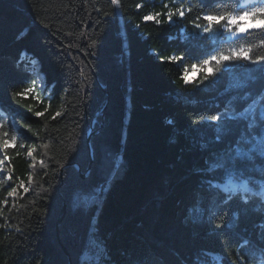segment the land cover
I'll return each mask as SVG.
<instances>
[{"label": "trees", "instance_id": "obj_1", "mask_svg": "<svg viewBox=\"0 0 264 264\" xmlns=\"http://www.w3.org/2000/svg\"><path fill=\"white\" fill-rule=\"evenodd\" d=\"M121 3L0 0V264H264V158L248 164L251 191L220 199L230 186L211 188L209 169L245 126L208 120L264 91V73L248 64L212 78L201 68L228 44L219 25L218 39L193 26L195 7L169 24L143 18L166 13L164 3L174 10L173 0ZM185 70L197 71L187 85Z\"/></svg>", "mask_w": 264, "mask_h": 264}, {"label": "snow or ice", "instance_id": "obj_2", "mask_svg": "<svg viewBox=\"0 0 264 264\" xmlns=\"http://www.w3.org/2000/svg\"><path fill=\"white\" fill-rule=\"evenodd\" d=\"M212 3L224 9H229L231 6V0H212ZM110 4L116 9L123 10L121 0H110ZM173 5H175L174 10L168 3H164L163 7L169 9L166 13L149 14L143 19L145 21L155 20L157 23H161L162 21L158 20L157 17L164 16L166 21L171 24L175 22L173 21L174 16L183 20L185 15L191 13L195 7L197 9V15L193 20V26L199 29L200 33L211 34L212 38L218 39L219 36L223 35V32L217 29V25H219L224 32L229 34L224 41H219L221 44H228L226 49L217 48L199 60V66L201 68L207 66L213 67L214 71L211 73L212 78H216L219 73H230L238 65L246 67L248 64L259 65L258 71L264 73V52L259 51L264 49V23L258 28H249L242 23L245 18H249L253 22L257 20L264 21V0H242L239 8L225 11H219L217 7H208L209 0H198L196 5H193L191 0H173ZM139 7L141 5H137V8ZM104 14L109 15L108 12ZM200 21L204 23H200ZM167 59L180 61L184 57L171 56ZM181 68H184L183 64ZM209 78V75L205 74L202 79L196 82V86L199 87L200 84H203ZM181 79L184 80L186 85L192 83L188 79L187 70L184 71ZM31 91L32 88L28 87L23 91L14 92L13 95L26 97ZM240 99L244 100V97H240ZM257 109L260 110L258 126L255 115ZM36 115L40 117L44 113L37 112ZM60 115L57 112L52 119L55 120ZM208 120L213 122L225 120L232 121L236 124L244 122L245 132L229 144V148L224 156L218 158L209 169V171L213 172L212 177L209 179L211 188L220 189L221 185L225 183V180L230 185V187L226 186L222 189L223 193L228 194L226 197L219 192L216 193L220 199L230 203L237 198L233 196V193L237 192L238 189H242L245 193L251 191L248 187L250 177L246 178L248 164L256 156L264 158V91H261L255 98L249 97V102L242 109L237 110L235 104H232L229 106V110H226L225 114L210 116ZM3 127V125H0V129H3ZM2 135L8 138L10 134L8 130H3ZM16 143V137L12 136L10 139L3 141L2 149L6 150L10 146L15 147ZM28 155L32 156L33 153L30 151ZM4 159H7L6 155ZM4 159H0V165L4 163ZM31 167H35V165H31ZM259 170L264 174V166H261ZM8 178L11 179L10 176ZM213 180L216 181L215 184L212 183ZM236 181L240 183L237 184L235 183ZM19 187L23 188L25 193L29 191L24 186L23 181H20ZM14 192L15 189L10 191L8 195L11 196ZM260 194L264 196V190ZM217 227L222 228L224 225L219 224Z\"/></svg>", "mask_w": 264, "mask_h": 264}, {"label": "rangeland", "instance_id": "obj_3", "mask_svg": "<svg viewBox=\"0 0 264 264\" xmlns=\"http://www.w3.org/2000/svg\"><path fill=\"white\" fill-rule=\"evenodd\" d=\"M242 23H244L245 25H247L249 28H258V27L263 23V21L257 20V21H255V22H253L251 19H249V18H245V20L242 21ZM228 35H229V34H228L227 32H225V37H226V38H227ZM33 65L36 66V67H38V64H37L36 61L33 62ZM210 70H211L210 68L207 69V71H210ZM196 75H197V71L188 72V79L191 81V80H193V79L196 77ZM36 76H38V79L40 78V80H38L39 83H41V84L44 85V84H45V83H44V79H43V77L40 75L38 69L36 70ZM94 131H95V128H94ZM235 183L239 184L238 181H236ZM229 186H230V185H229ZM92 258H93V255H90V254H86V255L84 256V259H85V260H90V259H92Z\"/></svg>", "mask_w": 264, "mask_h": 264}, {"label": "water", "instance_id": "obj_4", "mask_svg": "<svg viewBox=\"0 0 264 264\" xmlns=\"http://www.w3.org/2000/svg\"><path fill=\"white\" fill-rule=\"evenodd\" d=\"M105 112H106V108L103 109L102 112L98 113V114H97V117L100 116V115H104ZM94 128H95V124L93 123V124L91 125L90 132H89V135H88V144L90 145V150H91V155H92V156H93V154H94V150H93V148H92V146H91V140H92V136H93V134L95 133ZM83 177H85V175H83ZM66 210H67V205L65 204V205H64V208H63V210H62V214H61V216H60V219H59V221H58V225H57V231H58V237H59V239H60V234H59V232H60V225L62 224L63 218H64V216H65V214H66ZM60 241H61V240H60ZM62 246H63V249H64L65 253L69 254V253H68V249H67L63 244H62Z\"/></svg>", "mask_w": 264, "mask_h": 264}]
</instances>
